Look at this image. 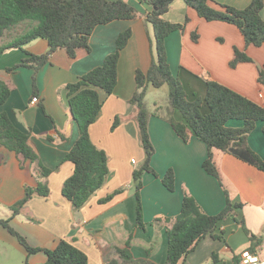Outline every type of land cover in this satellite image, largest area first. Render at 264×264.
<instances>
[{"label": "crops", "instance_id": "obj_1", "mask_svg": "<svg viewBox=\"0 0 264 264\" xmlns=\"http://www.w3.org/2000/svg\"><path fill=\"white\" fill-rule=\"evenodd\" d=\"M125 1L136 8L139 16L98 26L90 38L91 51L81 49L76 58H70L64 49L53 54L37 75L38 95H34L32 70H10L20 64L27 53L45 54L47 41L38 39L2 55L0 81L8 86L11 95L0 105V114L7 113L17 128L30 134L29 146L39 160L27 161L22 168L17 154L0 144V218L10 219V225L34 248L55 249L62 240L70 241L87 255L88 264H108L112 260L124 264L118 250L125 248L131 237L133 262L129 264H143L147 260L167 264L168 232L172 223L166 218L180 214L184 192H189L205 213L217 215L226 206V189L233 202L243 204L245 227L263 238L264 172L215 150V160L225 183L222 187L203 169L209 154L207 145L196 136L189 143L183 142L161 115H152L149 120L156 150L152 166L158 177L150 173L144 175L141 201L145 228L137 227L133 175L143 165L145 151L130 100L136 90V72H147L155 57L154 31L145 20L152 9L141 0ZM251 1L209 0V5L216 10H222L221 5L244 9ZM164 18L176 24L189 20L183 31L172 33L166 40L171 71L183 84L189 101L204 99L207 82L215 81L264 107V85L258 81L259 70L264 66V46H247L236 26L206 21L184 0H175ZM128 29L133 35L119 59L117 87L109 95L100 91L101 116L89 129L91 141L109 157L110 175L104 187L82 209L75 210L62 194L64 183L74 173L73 163L65 158L79 138L70 114L66 87L101 66L105 58L115 52L118 36ZM193 34H197V41ZM235 49L245 52L253 62L232 68ZM164 88L168 97L169 87L160 89ZM35 96L39 102L32 104ZM201 112L209 113L206 104ZM174 117L177 121L183 120L179 111H174ZM116 118H120L121 123L113 130ZM243 125L242 121L228 123L232 128ZM263 126L258 122L248 141L264 159ZM40 164L51 171L48 177L39 175ZM169 169L175 173V192L168 191L162 183ZM41 182L48 186L50 195L35 194L20 214L13 216L12 207L24 198L26 187L35 188ZM118 190L123 192L103 203ZM158 218L162 221H156ZM228 221L225 220L219 230L224 232V240L205 238L185 264H234L235 256L241 259L247 254L264 259V243L259 251L250 253V240L242 226ZM47 260L44 252L29 254L15 236L0 226V264H45Z\"/></svg>", "mask_w": 264, "mask_h": 264}, {"label": "trees", "instance_id": "obj_2", "mask_svg": "<svg viewBox=\"0 0 264 264\" xmlns=\"http://www.w3.org/2000/svg\"><path fill=\"white\" fill-rule=\"evenodd\" d=\"M174 1L141 0L152 9L145 20L153 27L156 54L147 72L141 70L136 72V90L130 100L136 111L140 141L145 151V161L133 175L139 229L145 228L141 201L144 175L150 173L158 177L152 166L156 154L149 132V120L152 114L145 104L150 87L155 89L169 87L167 112L162 114L157 112V114L171 124L183 142L189 143L192 137L196 136L207 145L209 154L203 163V169L208 175L217 179L222 187L225 185L215 160V150L230 154L264 172V159L250 147L248 141L257 123L264 124V107L215 81L207 82V93L204 99L197 98L191 102L188 100L183 84L173 75L169 65L166 40L172 33L183 31L189 21L186 19L184 23L176 24L165 20L164 15L169 12ZM184 1L206 21H221L236 26L241 31L247 46H264V19L262 18L264 0H252L251 4L244 9L221 5L222 10L212 8L209 0ZM138 16L136 8L125 0H0V39L7 31L22 23L36 22L25 34L0 46V59L9 49L23 48L38 39L47 41L48 51L45 54L27 53L26 58L10 70L20 68L32 70L34 95H38L37 75L53 54L64 49L70 58H76L77 52L81 49L91 51L90 38L98 26L119 20H133ZM132 35L131 29L122 32L117 38L115 52L109 54L101 66L66 87L70 114L78 128L79 138L65 158L66 161L73 163L74 173L64 183L62 194L72 203L75 210L82 209L91 197L104 187L110 175L109 157L103 149L91 141L89 129L101 116L103 101L100 91L109 95L117 87L119 59ZM193 39L198 40L197 34H193ZM252 62L253 59L245 52L235 49V58L231 62V67L235 68L241 63ZM258 81L264 85V66L259 70ZM10 95L8 86L0 81V105H3ZM204 104L209 108L207 115L201 112ZM174 111L181 113L182 121L175 119ZM230 121H242L244 125L241 128H232L228 126ZM120 123L121 119L116 118L112 129L114 130ZM0 132V144L17 154L22 168L27 161L39 160L37 153L29 146L30 134L17 128L5 112L0 114ZM50 172L40 164L39 175L42 178L48 177ZM162 183L168 191H176L173 169L166 172ZM122 192L118 190L112 193L103 200V203L111 201L115 195ZM225 193L227 197L225 208L217 215H208L189 192H184L180 214L175 218H166L172 223L168 232L167 264H185L188 256L207 237L215 240L224 239V232H219L222 222L231 216L235 219L233 215L235 207L243 206L240 203L235 205L226 189ZM35 194L48 197L50 190L42 182L35 188L26 187L24 198L12 207L13 216L19 215ZM156 221H162V218ZM241 225L244 227L243 222ZM0 226L15 236L29 254L44 252L48 257L45 264H88L87 255L70 241L62 240L55 249L34 248L10 225V219L0 218ZM244 228L249 239L255 241L252 248L255 243L260 247L264 239ZM131 240L132 237L125 248L118 250L124 264L133 262L130 251ZM240 263V257L235 256L234 264ZM108 264L120 263L112 260ZM143 264L156 263L147 260Z\"/></svg>", "mask_w": 264, "mask_h": 264}, {"label": "rangeland", "instance_id": "obj_3", "mask_svg": "<svg viewBox=\"0 0 264 264\" xmlns=\"http://www.w3.org/2000/svg\"><path fill=\"white\" fill-rule=\"evenodd\" d=\"M35 24H36V22L35 23L34 22L33 23L26 22V23H22V24L18 25L17 27L7 31L6 34L0 39V45L1 44L6 45V44L12 42L13 40L17 39L19 36L25 34L29 30V28L33 27ZM154 52H155V46H154ZM150 88H151V91L146 94V98H145V104H146L147 110L153 116L159 115V114H157V112L161 113V114L166 113L167 108H168V97L165 94L166 88H164V89H155L153 87H150ZM205 113H207V112H205ZM203 115H207V114H203ZM233 203H235V205H236L237 202H233ZM244 212H245V210L243 209V206L242 207H235V209L233 211V215L235 216V219L233 216H231L228 218V220H229L228 222L232 223V225H238V223L241 225L242 222L244 224ZM223 223H225V221L222 222V225H223ZM241 226H242L245 234H247L245 231V228H244L245 224H244V227H243V225H241ZM223 240H220V241H223ZM254 242L255 241L250 240L249 251H253L252 253H254V251H259V249H261L256 243L253 245V248H252V244ZM263 243H264V241H263ZM250 249H252V250H250ZM237 255H239V253H237Z\"/></svg>", "mask_w": 264, "mask_h": 264}, {"label": "built area", "instance_id": "obj_4", "mask_svg": "<svg viewBox=\"0 0 264 264\" xmlns=\"http://www.w3.org/2000/svg\"><path fill=\"white\" fill-rule=\"evenodd\" d=\"M39 102L38 97H34L32 99V104H36ZM240 264H264V259H260L258 256H252V255H244L241 257V263Z\"/></svg>", "mask_w": 264, "mask_h": 264}]
</instances>
